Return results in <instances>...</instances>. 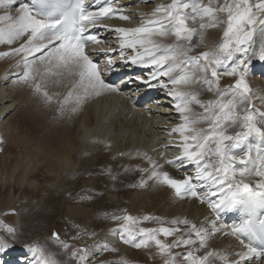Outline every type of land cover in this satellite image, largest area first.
Instances as JSON below:
<instances>
[{
    "label": "snow or ice",
    "instance_id": "6c2138e0",
    "mask_svg": "<svg viewBox=\"0 0 264 264\" xmlns=\"http://www.w3.org/2000/svg\"><path fill=\"white\" fill-rule=\"evenodd\" d=\"M0 10V44L10 46L0 51V58L20 56L16 66L23 71L17 74L18 81L41 94L46 103H59L62 113L69 104V110L75 112L92 97L120 91L105 81L99 61L89 51L102 44L94 28L117 33L120 48L135 53L128 58L131 63L154 69L151 79L158 80L161 87L172 86L168 95L175 101L173 107L181 123L171 133L180 137V153L167 163L191 165L195 173L175 179L167 171H159L153 162L149 179L170 187L178 198L191 196L207 203L214 218L205 217L206 224L199 226L181 219L171 222L174 227L137 228L134 225L142 221L133 216H113L123 221L116 231L124 244L136 249L154 245L167 257L164 264H215L217 260L222 264H252L254 258L264 256V109L256 106L257 102L264 104V95L256 97L247 80L253 38L258 31L264 37V0H169L145 14L149 18L138 26L117 28L102 21H129L130 17L111 0H22L19 4L17 0H0ZM220 24L225 25L221 42L198 55L190 54L199 46L193 39L198 37L203 43L206 30ZM18 41V46L11 47ZM259 52V59L264 61V46ZM120 54L123 57V51ZM107 63L111 66L114 61L109 58ZM223 76L234 77V83L222 88ZM64 80L72 82L71 88L62 101H56L57 94H50L47 84ZM196 86L215 99H202ZM248 177L258 179L253 184L246 182ZM144 183L141 181L140 186ZM199 188L205 189L203 195ZM221 212H236L241 218L229 226L219 223ZM151 219L155 218H143ZM15 231L7 224L0 225V253L11 247L5 235ZM176 233L181 235L172 243L159 238ZM218 233L235 237L239 249L232 253L210 249L209 240ZM52 236L60 241L59 232ZM62 243L65 249L72 247ZM27 247L32 255L30 264H61L55 254L39 244ZM180 247L190 250L174 254L172 249ZM201 249L203 254H198ZM102 250L117 251L107 244ZM72 255L78 264H91L88 248L77 249Z\"/></svg>",
    "mask_w": 264,
    "mask_h": 264
},
{
    "label": "bare ground",
    "instance_id": "6f19581e",
    "mask_svg": "<svg viewBox=\"0 0 264 264\" xmlns=\"http://www.w3.org/2000/svg\"><path fill=\"white\" fill-rule=\"evenodd\" d=\"M20 2L22 0H17V4ZM23 2H27V0H23ZM111 2L116 8L121 9L123 14L130 17L129 21L118 18L102 21L110 28H117L138 26L142 20L149 18L145 14L151 13L158 4L168 3L169 1L111 0ZM96 6L93 3V7ZM218 30H221V34L223 33V28L221 29L220 26L209 29L210 33L204 37L200 52L215 47L214 39L219 34ZM92 31L99 35L102 44L92 46L89 51L92 52L93 58L99 61L105 81L117 86L120 91L92 97L75 112L69 110L72 107L69 104L64 114L67 116L66 123L61 129L56 127L53 130L54 125L50 122V119L47 120V117L45 119L43 112H35L33 115L32 109L23 108L24 112L22 115L12 119L11 113L14 111L12 105L18 97L16 99L12 98L11 92L7 88L11 86L12 80L18 76L17 74L23 70L22 68L18 70L19 68L16 66L21 57L9 56L0 58V138L3 139V143L6 145V147H0L2 149L0 151V178L14 176V187L16 189L33 188L39 193H43L54 183L59 182L60 185L63 184L61 192L64 198L68 199L70 194L65 188V180L72 176L85 175V189L97 190V187H101V193L105 194L106 197L121 202V197L119 196L118 198L117 195L119 190L117 182H107L104 185H100L94 182L91 177L93 176L92 168L97 163V160H100L105 168L110 170L119 167L122 158L129 165L128 169L135 165L140 166L142 170L135 183L131 184L133 188L128 192L130 200L133 202L137 201V203L145 202V199H142L145 191L149 190L148 193L152 192V194L158 195L152 207L153 211L150 210L151 206L148 210L154 213V217L158 216V218L163 220L164 218L177 217L195 222L198 226L206 224L205 217L214 218V214L211 213L207 203H201L199 199L191 196H186L183 199L178 198L170 187L159 183L154 178L149 179L153 170V162L158 166L159 171H167L175 179H184L186 175H194L195 173V169L191 165L185 167L179 165V162L175 165L167 163L169 160H174L180 153V149L177 146L180 143V137L176 133H171V129L181 123L180 116L173 107L175 101L168 95L172 86L169 84V88L161 87L158 80L151 79L154 69L131 63L128 58L134 56L135 53L131 49L120 48L117 33L104 28H94ZM168 42L171 43L172 41ZM7 48L9 49V47ZM100 48H104L105 51L101 52ZM8 49H1V51H7ZM108 49H115V51L108 52ZM122 51L124 53L123 57L120 54ZM253 52L248 57L247 80L254 91V95L259 97L264 95V61L259 59L260 53L258 51L255 55H253ZM109 58L114 61L111 66L107 63ZM229 78L231 79L230 82H228ZM161 79L168 83L167 78L161 77ZM221 79H223L222 88L231 85L235 80L234 77L228 76H223ZM9 83H11L10 86H8ZM65 83L69 84V86L72 84L70 80H65L62 83V91L57 93H65L67 87ZM50 85L54 88L55 84L50 83ZM55 87L59 88L57 85ZM201 89L200 86H196V90L199 91ZM66 94L64 95L66 96ZM56 96H59V94ZM201 98L215 99V96L204 90V93H201ZM256 106L264 109V104L259 102H257ZM197 110L199 111L198 108ZM8 115L9 118L7 119ZM20 119L23 122L31 121L34 123L39 134L40 143L32 144L29 139L20 140L18 143L19 151L11 156L6 154L5 150L6 148L13 150L11 144L14 141L17 129L15 122ZM230 132L235 131L230 129ZM55 135H58V138H55ZM149 157L151 161L148 159ZM37 176L40 177L39 180ZM257 179L256 177H248L246 181L254 184ZM141 181H146V183L140 186ZM198 191L203 195L205 189L199 188ZM212 199H215V197H212ZM220 215H222V220L219 223L223 224L224 217L227 215L234 216L233 222L227 224L229 226L238 223L240 220L239 214L236 212H221ZM149 226L151 228L156 227L152 224H149ZM109 228L115 234V237L113 236L114 239L111 238L112 240L110 241L112 244L116 242L119 245L118 248H116L117 246L115 247L117 252H119L116 256L118 262L105 263L104 260L108 257L107 254L110 250L103 251L100 248L101 243H99V240L89 239V248L92 247V252L89 254L91 264H119L121 260H127L128 264H141L144 261L147 264H164L161 255L158 254L157 258H153V253L150 255L144 248L136 249L129 244H124L116 231V225L109 224ZM226 231H230V227ZM106 233L108 234V232ZM173 241V238H171V242ZM9 243L11 247L0 253V264H30L32 255L27 246L36 244ZM44 247L47 248L46 246ZM209 248L232 253L239 249V245L235 237L218 233L209 240ZM185 251L184 247L179 249L181 255ZM155 252H158V250L156 249ZM52 253L56 255L58 260L62 255L59 253L60 257H58L59 254H56L57 252L55 253L54 251ZM69 258L67 260L63 258L64 261H61L66 264H78V260H75V257L74 259L71 257L73 262ZM62 262L61 264H64ZM215 264H222V262L217 260ZM252 264H264V257L254 258Z\"/></svg>",
    "mask_w": 264,
    "mask_h": 264
},
{
    "label": "rangeland",
    "instance_id": "374dc122",
    "mask_svg": "<svg viewBox=\"0 0 264 264\" xmlns=\"http://www.w3.org/2000/svg\"><path fill=\"white\" fill-rule=\"evenodd\" d=\"M1 13H3V10H0V14ZM219 26L221 27V29L223 28V31L225 30L224 24H220ZM218 31L219 34H217L214 39L215 46L221 42L223 37V33H220L221 30ZM209 33V29L206 30L205 36L209 35ZM19 43L20 42L18 41L17 44L12 45L11 47H16ZM193 44H198L199 46L195 47L193 52L190 54L200 53V51L202 50V43L199 42L198 37L193 39ZM262 46H264V37H261L258 31L253 38L252 47L249 49V56L252 54L253 51L255 52V54H257V51L258 53H260L259 49ZM7 47L10 46L7 44H0V51L1 49H8ZM18 68V70H21L22 67ZM12 81V84H8V86H10V84L11 86L7 88V90L11 92L10 95H12V98L16 99L18 97L12 105V108L14 109V111L11 113L12 119H14L16 116H21L24 112L23 108H26L28 110L32 109L33 115L35 114V112H43L45 119L46 117L47 120L50 119V122H52V124L55 126H53V130L56 129V127L60 129L61 127L63 128L64 124L66 123L67 116L64 115L65 111L62 113L61 110H59V103L56 104L57 102L55 101L51 104L46 103L45 100H43L42 98L43 96L37 93L32 87L28 86L27 84H24L23 82H19L18 80ZM64 81L55 84L54 88L53 86L51 87V82L47 84V89L50 94H59V96L55 97L57 99L56 101H62L65 97L64 94L67 93L66 91L71 88V84L69 86V84L65 83V85H67L65 93H57L59 91H62L61 87L63 86L62 83H64ZM230 81L231 79L229 78L228 82ZM220 83L221 85H223V79H221ZM56 85L57 87L59 86V88L61 89L59 90V88H56ZM23 87L24 89H22ZM199 91L201 93H204L203 89ZM8 118L9 115L7 116V119ZM16 122L15 125L17 129L14 136L15 142L13 141L11 144L13 146V150L8 148H6L5 150V153L11 156L17 154V152L19 151L18 143L20 140L29 139L32 144L36 142L40 143L38 136L39 134L37 133L36 127L33 122H23L22 119ZM237 130L238 128L234 129V131ZM54 137L58 138V135H55ZM0 147H6V145L2 143L0 144ZM121 160L122 161L119 167L110 170L106 169L104 164L100 160H97V163L92 168L93 176L91 177L94 182L100 185H104L107 182H117L119 188V190L117 191V195L118 198L119 196L121 197V202H117L115 199L106 197L105 194L101 193V187H97V190L85 189V175L79 177L72 176L73 178L71 177L65 180V188L69 191L70 194V197L68 199L64 198L61 192L63 189V184L60 185L59 182L54 183L49 189H47L43 193H39L33 188H22L19 190L16 189L14 187V176H11L10 178H0V225L7 224L16 230L14 235L6 234L5 239H7L13 244H39L41 247L43 246V248H45L44 246H46L47 248L45 249L47 251L51 253L55 251V253L57 252L56 254H62V258L60 257V254L58 255V257H60V262H62L61 260H63V258L64 260H67L69 257V260L73 262L71 259V257H73L74 259L72 253L80 248H89V239L99 240V243H101L100 248H102V246L105 244L108 245L109 249L115 248L116 246V248L119 247L116 242L112 244V242L110 241L112 240L111 238L114 239L115 234H113V232L109 230V224H113V226L116 225L117 230L120 228V225L123 223V221L114 220L112 219L113 216L131 215L134 218L142 221V223L134 225V227L137 228H151L149 224L155 225L156 227L154 228H159L161 226H176L173 225L171 222L173 220H181L182 218L169 217L164 218L163 220L158 218V216L154 217V213L148 211L150 206V210L153 211L152 207L154 202L158 198V195L156 196L152 194V192L148 193L149 190H146L143 196L144 198L142 199H145V202L137 203V201L133 202L129 199L128 196L130 195L128 194V192L131 188H133L131 184L135 183V181L142 173V170L140 166L135 165H133L131 169H128L129 165L126 163V161L122 158ZM37 178L38 180L40 179L39 176H37ZM145 216L154 217L155 219L144 221L143 218ZM179 227L185 228L186 226L179 225ZM53 232L60 233V242L56 241V239L52 236ZM106 232H108V234ZM180 235L181 233H176L174 236L170 237H164L163 235H161L159 238L165 241L166 243H172L171 238H173V240H176L180 237ZM62 242L67 243L72 247L67 248V250L64 248ZM90 248L89 254L92 252V247ZM180 248L172 249L173 253L180 254ZM185 249V253L190 250L189 248ZM145 250L148 251L150 255L153 253V258L158 257L159 253L155 252L156 247L154 245L150 246ZM203 252L204 249H201L200 253L198 254H203ZM118 254L119 252L117 251H108V257H106V259L104 260L105 263H110L111 261L118 262L116 258ZM161 258L163 262H165V259H167V257L165 256H161ZM177 259H179L178 256ZM75 260H77V258ZM62 263L66 264L65 262ZM144 263L147 264V262L145 261Z\"/></svg>",
    "mask_w": 264,
    "mask_h": 264
}]
</instances>
